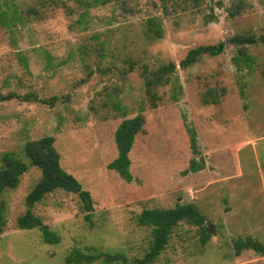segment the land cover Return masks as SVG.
<instances>
[{"label": "rangeland", "instance_id": "rangeland-1", "mask_svg": "<svg viewBox=\"0 0 264 264\" xmlns=\"http://www.w3.org/2000/svg\"><path fill=\"white\" fill-rule=\"evenodd\" d=\"M88 1L0 0V95L57 99L0 102V154L22 158L26 141L53 137L61 167L89 191L93 207L84 219L77 196L56 190L30 211L58 243H43L35 228L18 229L25 196L40 176L28 167L1 197L0 264H67L74 250L123 257L79 264H136L150 242L136 215L175 204H192L213 233L202 244L198 226L179 222L150 264H264L254 249L235 255L233 248L250 239L264 250V44H227L150 88L139 73L141 65L177 64L199 45L264 34V0ZM147 19L159 25L160 38L145 32ZM126 61L133 69L123 75ZM137 114L144 124L129 156L133 181L126 183L106 165L115 124ZM186 127L195 133L197 155ZM192 159L203 169L182 174Z\"/></svg>", "mask_w": 264, "mask_h": 264}, {"label": "trees", "instance_id": "trees-1", "mask_svg": "<svg viewBox=\"0 0 264 264\" xmlns=\"http://www.w3.org/2000/svg\"><path fill=\"white\" fill-rule=\"evenodd\" d=\"M106 0H89L91 7L103 5ZM239 5H233L227 14L232 17L239 11ZM82 19V17H80ZM146 33H150L151 37L158 39L161 36L160 28L153 19L146 21ZM264 44V34L245 35L237 34L229 37L225 41L217 42L212 45H199L186 52L184 57L177 64L167 62L155 69H149L145 65L139 67V73L144 78V85L147 88L160 84L165 77L172 74L177 68L185 70L193 65L201 56L214 57L221 54L227 44L235 46ZM238 55L244 57L241 48L238 49ZM24 62L23 58H18ZM127 69L123 71V75L129 73L133 69V63L126 61ZM152 97V96H151ZM150 97V98H151ZM11 99H18L22 102H38L45 105H53L57 99L55 97L49 99H38L34 94L17 95L15 93H7L0 95V102ZM152 104L153 101H150ZM144 118L141 114L129 118H123L119 121L113 131V143L115 149V157L106 165L108 170L116 173L117 177L122 181L129 183L133 181L130 174V152L135 136L143 129ZM188 136L189 149L192 155H197L196 136L192 128L186 127ZM53 137L44 136L36 140L26 141L21 149V157H17L11 152L0 154V234L5 226V204L2 201V194L6 190H13L19 183L20 176L28 167H35L39 170L40 177L36 184L25 196L26 211L16 219V227L21 230L37 229L43 243L56 244L59 239L47 226L42 224L40 219L34 216L30 209L39 202L45 195L55 190H62L77 196L82 204V208L86 213L84 219H89L92 212V201L89 193L81 189L80 184L73 176L67 174L59 166V155L53 148ZM203 169V163L194 159L189 161L188 167L182 174L190 172L195 173ZM136 224L140 227L150 229V242L148 250L143 256L136 261V264H150L156 260L158 255L164 250L168 237L172 230L179 222H187L198 226L202 232L200 241L202 244L207 240V233L202 227L203 220L195 212L192 204H175L168 209H142L136 215ZM234 254L238 255L242 249L251 248L264 256L263 248L256 242L245 239L233 242ZM102 260L106 263L122 260L121 254L114 253L112 255L104 252H97L93 255H83L79 251H71L66 257L67 264L91 263L95 260Z\"/></svg>", "mask_w": 264, "mask_h": 264}, {"label": "crops", "instance_id": "crops-1", "mask_svg": "<svg viewBox=\"0 0 264 264\" xmlns=\"http://www.w3.org/2000/svg\"><path fill=\"white\" fill-rule=\"evenodd\" d=\"M123 119V118H122ZM120 121V120H119ZM119 121L115 124V126H114V128H113V131H114V129H115V127L117 126V124L119 123ZM112 135H113V132H112ZM112 135H111V139H112V143H113V138H112ZM53 146H55V142H53ZM55 149V148H54ZM56 150V149H55ZM57 152V151H56ZM58 153V152H57ZM59 155V154H58ZM115 157V149H114V143H113V154H112V158H111V160L113 159ZM110 160V161H111ZM109 161V162H110ZM108 162V163H109ZM107 163V164H108ZM59 166H60V168L63 170V171H65L67 174H70L71 176H73L74 177V179L76 180V181H78V179L76 178V176L71 172V171H69V170H65V169H63L62 167H61V160H60V156H59ZM32 168H35V167H32ZM27 170V169H26ZM38 170V169H37ZM39 171V170H38ZM109 171H111V170H109ZM129 171H130V167H129ZM115 176H117L116 175V173H114L113 171H111ZM25 173V172H24ZM39 175H40V173H39ZM40 177V176H39ZM56 191V190H55ZM62 191V190H61ZM89 192V191H88ZM91 196V195H90Z\"/></svg>", "mask_w": 264, "mask_h": 264}, {"label": "water", "instance_id": "water-1", "mask_svg": "<svg viewBox=\"0 0 264 264\" xmlns=\"http://www.w3.org/2000/svg\"><path fill=\"white\" fill-rule=\"evenodd\" d=\"M206 233L207 234H212L213 232H212V230H206Z\"/></svg>", "mask_w": 264, "mask_h": 264}]
</instances>
